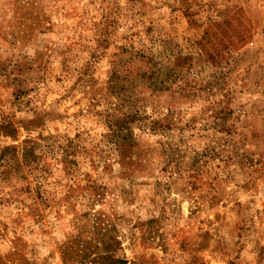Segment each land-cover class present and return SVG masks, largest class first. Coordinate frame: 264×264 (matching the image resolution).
<instances>
[{"label":"rangeland","instance_id":"374dc122","mask_svg":"<svg viewBox=\"0 0 264 264\" xmlns=\"http://www.w3.org/2000/svg\"><path fill=\"white\" fill-rule=\"evenodd\" d=\"M0 264H264V0H0Z\"/></svg>","mask_w":264,"mask_h":264},{"label":"trees","instance_id":"16d2710c","mask_svg":"<svg viewBox=\"0 0 264 264\" xmlns=\"http://www.w3.org/2000/svg\"><path fill=\"white\" fill-rule=\"evenodd\" d=\"M120 126H121L120 123H116V127H117V128L113 130L115 136H118V134L121 133V132H120V130H121V129H120ZM119 262H120V261H119Z\"/></svg>","mask_w":264,"mask_h":264}]
</instances>
